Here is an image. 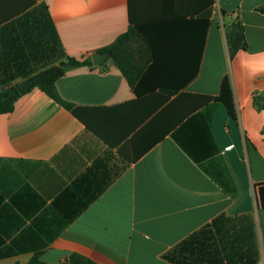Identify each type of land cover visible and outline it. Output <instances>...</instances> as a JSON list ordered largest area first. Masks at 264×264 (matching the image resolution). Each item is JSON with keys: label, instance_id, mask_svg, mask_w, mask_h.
<instances>
[{"label": "crops", "instance_id": "obj_1", "mask_svg": "<svg viewBox=\"0 0 264 264\" xmlns=\"http://www.w3.org/2000/svg\"><path fill=\"white\" fill-rule=\"evenodd\" d=\"M264 0H0V90L140 27L0 115V264H264ZM209 16L207 17V15ZM208 19L209 27L204 23ZM244 29L231 52L227 30ZM17 76L3 86V78ZM32 79V78H31ZM228 81L232 118L222 102Z\"/></svg>", "mask_w": 264, "mask_h": 264}, {"label": "trees", "instance_id": "obj_2", "mask_svg": "<svg viewBox=\"0 0 264 264\" xmlns=\"http://www.w3.org/2000/svg\"><path fill=\"white\" fill-rule=\"evenodd\" d=\"M259 12L264 14V8L258 9ZM209 14L207 15V17ZM206 29L209 27V21L206 19L204 22ZM228 43L232 53H235L239 49H245V36L244 29L240 23H233L227 30ZM141 39L146 42V39L142 33L140 27L131 26L127 33L117 38L111 45L101 49L97 54L104 55L107 60H112L118 69L123 73L132 87H135L138 77L141 75V67L134 63L133 49L131 44L136 40ZM92 59L90 57L83 59L68 58L66 62L61 63L60 66H52L44 71H41L37 75L23 76L24 80L31 79L39 76V79L33 84V86L27 91L30 92L34 88H39L42 92L50 96L58 104L66 109H72V105L61 99L57 88L56 82L65 75V68L73 67H93ZM17 76H6L3 78V86L11 83ZM7 89L0 90V115L7 114L13 111L15 102L27 92L20 94L17 90V85H8ZM218 102H222L228 110L230 116L234 118V106L232 100L231 90L229 88L228 81L225 79L222 84L221 94L217 98ZM259 204L264 208V185L259 186ZM198 233L191 236L189 241H194ZM189 241H185L178 245L171 253L167 254L165 258L173 264H184L181 259V253L183 254L184 247H186ZM28 264H46L40 260V258L34 257Z\"/></svg>", "mask_w": 264, "mask_h": 264}, {"label": "water", "instance_id": "obj_3", "mask_svg": "<svg viewBox=\"0 0 264 264\" xmlns=\"http://www.w3.org/2000/svg\"><path fill=\"white\" fill-rule=\"evenodd\" d=\"M91 59H92L93 65L98 66V65H101L105 60H107V57L104 55H100V54L95 53L91 56ZM38 79H39V76L34 77L32 79H29V80L17 85L18 92L20 94L27 92Z\"/></svg>", "mask_w": 264, "mask_h": 264}]
</instances>
